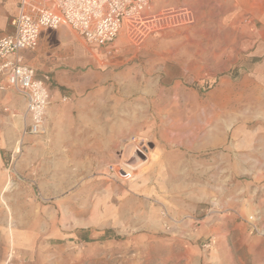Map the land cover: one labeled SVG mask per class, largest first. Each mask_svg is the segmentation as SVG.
<instances>
[{
	"label": "rangeland",
	"instance_id": "374dc122",
	"mask_svg": "<svg viewBox=\"0 0 264 264\" xmlns=\"http://www.w3.org/2000/svg\"><path fill=\"white\" fill-rule=\"evenodd\" d=\"M168 9L193 21L80 38L95 62L41 134L3 122L0 264H264V0Z\"/></svg>",
	"mask_w": 264,
	"mask_h": 264
},
{
	"label": "built area",
	"instance_id": "2783aa9c",
	"mask_svg": "<svg viewBox=\"0 0 264 264\" xmlns=\"http://www.w3.org/2000/svg\"><path fill=\"white\" fill-rule=\"evenodd\" d=\"M154 0H20L19 12L10 20L13 32L0 38V81L7 90L21 95L26 103L28 133L44 130L45 113L50 104L48 76L35 78L24 63L21 52H34L41 32L66 25L87 45L106 46L123 26L141 41L149 32L163 27L191 23L187 9L164 14H146ZM64 101L66 98L63 99Z\"/></svg>",
	"mask_w": 264,
	"mask_h": 264
},
{
	"label": "crops",
	"instance_id": "0c3cea01",
	"mask_svg": "<svg viewBox=\"0 0 264 264\" xmlns=\"http://www.w3.org/2000/svg\"><path fill=\"white\" fill-rule=\"evenodd\" d=\"M19 1L0 0V38L13 32L10 20L19 12ZM79 40L81 39L73 31L66 25L61 24L56 30H44L41 32L36 50L34 52L23 51L21 56L24 59V63L34 69L39 74V77L48 74L50 80L46 85L47 87L53 84L59 85L60 83L72 85L79 78L77 72L83 66L95 62L91 56H88L87 51L81 46ZM89 47L99 48V46L95 45H90ZM105 49V52L107 51L106 53L110 54L115 50V47L113 44H108ZM252 55L253 57L264 55V46L256 48V52L252 53ZM2 110H8L10 116H2ZM25 112L26 103L23 97L14 91L5 89L4 83L0 81V127L9 118H17L20 114L24 116ZM55 115L56 111L51 108L49 116L53 117ZM0 134H2L1 129ZM18 142L20 144V141H17L15 146Z\"/></svg>",
	"mask_w": 264,
	"mask_h": 264
},
{
	"label": "bare ground",
	"instance_id": "6f19581e",
	"mask_svg": "<svg viewBox=\"0 0 264 264\" xmlns=\"http://www.w3.org/2000/svg\"><path fill=\"white\" fill-rule=\"evenodd\" d=\"M138 159H141V158L139 157ZM138 159H137V160H138Z\"/></svg>",
	"mask_w": 264,
	"mask_h": 264
}]
</instances>
